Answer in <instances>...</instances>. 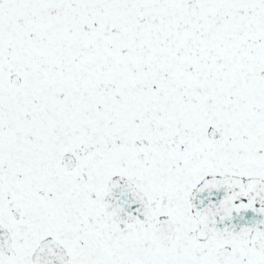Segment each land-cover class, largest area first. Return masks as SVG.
<instances>
[{
  "label": "snow or ice",
  "instance_id": "6c2138e0",
  "mask_svg": "<svg viewBox=\"0 0 264 264\" xmlns=\"http://www.w3.org/2000/svg\"><path fill=\"white\" fill-rule=\"evenodd\" d=\"M0 264H264V0H0Z\"/></svg>",
  "mask_w": 264,
  "mask_h": 264
}]
</instances>
